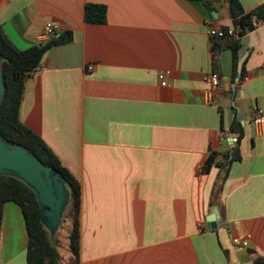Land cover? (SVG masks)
<instances>
[{
    "label": "crops",
    "instance_id": "1",
    "mask_svg": "<svg viewBox=\"0 0 264 264\" xmlns=\"http://www.w3.org/2000/svg\"><path fill=\"white\" fill-rule=\"evenodd\" d=\"M240 1L255 28L242 37L236 69L225 49L217 72L209 30L234 29L224 0L213 12L202 0H0L4 31L22 50L41 42L50 20L60 28L49 40L73 34L27 79L20 117L81 183L76 264L264 258V134L256 121L257 108L264 112V0ZM88 3L106 6L104 23L86 20ZM236 117L242 158L230 166L220 204H212L220 168L206 172L205 162L233 149ZM216 209L225 225L211 229ZM28 247L23 210L8 201L0 264H27Z\"/></svg>",
    "mask_w": 264,
    "mask_h": 264
},
{
    "label": "trees",
    "instance_id": "2",
    "mask_svg": "<svg viewBox=\"0 0 264 264\" xmlns=\"http://www.w3.org/2000/svg\"><path fill=\"white\" fill-rule=\"evenodd\" d=\"M207 9L216 11L215 0H202ZM228 4L229 13L234 22V29L222 27L221 35H212L215 71L219 72L218 55L225 49H231L233 64L236 69L238 51L242 46V37L254 29L253 14L245 11L240 0H224ZM107 9L103 4L88 3L85 17L91 23H104ZM72 32H65L55 39L40 42L22 50L16 46L4 31L0 21V55L3 59V70L6 84V97L0 109V132L6 141L26 147L46 165L55 167L61 174L70 191V202L64 212L69 213L71 230L69 233V249L76 263L79 262L81 250V196L82 186L72 171L65 166L57 154L36 133L30 130L21 120L20 111L25 93L26 81L41 66L44 54L54 45L69 42ZM231 131L237 135L233 149L217 161L219 153L211 152L205 162V171L208 172L213 164L220 168V176L215 183L212 204H220L224 183L228 177L230 166L234 161L241 160L240 145L244 136L243 126L236 117ZM13 201L21 206L26 218L29 232V247L27 264H61L62 256L55 242L41 220V209L35 191L24 181L15 176L0 175V228L3 216V206ZM255 264H264V258L257 257Z\"/></svg>",
    "mask_w": 264,
    "mask_h": 264
},
{
    "label": "water",
    "instance_id": "3",
    "mask_svg": "<svg viewBox=\"0 0 264 264\" xmlns=\"http://www.w3.org/2000/svg\"><path fill=\"white\" fill-rule=\"evenodd\" d=\"M213 14L216 15V12ZM5 97L6 84L0 55V109ZM0 175L15 176L35 191L40 204L41 220L49 232L55 234L70 202V191L62 174L55 167L46 165L26 147L6 141L0 132ZM216 212L208 217L211 229L225 225L217 217H220L218 209Z\"/></svg>",
    "mask_w": 264,
    "mask_h": 264
},
{
    "label": "built area",
    "instance_id": "4",
    "mask_svg": "<svg viewBox=\"0 0 264 264\" xmlns=\"http://www.w3.org/2000/svg\"><path fill=\"white\" fill-rule=\"evenodd\" d=\"M59 28H60V25L55 20H50V21L46 22L44 25L43 32L40 35L41 42H45V41L57 36ZM209 33L211 35H221L222 34V28H211L209 30ZM35 72L36 71L31 72L30 74H34ZM159 78L161 79V84L166 85L165 75L163 73H161L159 75ZM209 81L214 88H218L220 86V82H221L220 81V75L217 72L211 73L209 76ZM256 113H257L256 121L261 126V131L264 134V112L261 108H257ZM233 240H234L235 244H239V245H242L245 247L248 246L247 240H241L238 237H235Z\"/></svg>",
    "mask_w": 264,
    "mask_h": 264
},
{
    "label": "rangeland",
    "instance_id": "5",
    "mask_svg": "<svg viewBox=\"0 0 264 264\" xmlns=\"http://www.w3.org/2000/svg\"><path fill=\"white\" fill-rule=\"evenodd\" d=\"M72 220L69 218V213L63 216L62 223L56 233H51L54 236L55 242L57 243L60 252L63 253L61 264H76L74 258L68 257L69 249L67 248L70 230H71Z\"/></svg>",
    "mask_w": 264,
    "mask_h": 264
}]
</instances>
